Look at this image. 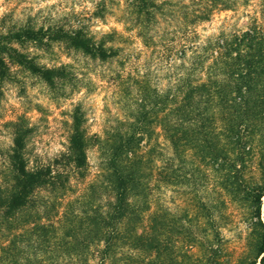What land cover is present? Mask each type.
<instances>
[{
  "label": "trees",
  "instance_id": "trees-1",
  "mask_svg": "<svg viewBox=\"0 0 264 264\" xmlns=\"http://www.w3.org/2000/svg\"><path fill=\"white\" fill-rule=\"evenodd\" d=\"M232 1L176 2L175 44L156 51L165 65L166 85L157 88L145 78L128 77L141 97L129 120H118L113 132L89 135L76 105L65 151L43 163L25 152L31 127L10 122L13 138L7 165L0 168V264H223L221 228L235 215L251 233L256 217L262 231L255 256L246 254L234 264H264V30L253 24L200 39L195 27L215 11L233 8ZM167 4L127 0L130 27L145 46L155 47L150 31ZM262 15L264 22V4ZM106 37L122 39L115 31L97 40L82 26L25 24L0 31V86L9 79V63L36 74L50 88L74 77L70 65L37 64L18 47H47L60 40L91 60L106 62L121 50L108 46ZM156 137L163 142L154 156ZM91 145L100 153L98 170L76 194L73 180L85 179ZM161 174L173 185H186L194 198L195 224L183 229L187 236L180 246L161 245L159 239L152 193Z\"/></svg>",
  "mask_w": 264,
  "mask_h": 264
},
{
  "label": "rangeland",
  "instance_id": "rangeland-1",
  "mask_svg": "<svg viewBox=\"0 0 264 264\" xmlns=\"http://www.w3.org/2000/svg\"><path fill=\"white\" fill-rule=\"evenodd\" d=\"M178 1L166 0L168 4L163 8V17L150 31L149 36L156 43L154 47L145 46L136 29L130 27L127 0H0L1 32L27 24L35 28L58 27L65 30L82 26L97 40L102 34L115 31L122 35L121 41H111L106 37L108 46L112 44L121 49L117 58L106 62L91 60L60 40L49 42L47 47L37 48L32 44L25 45L23 48L26 49L18 47L21 52L34 56L37 64L46 67L70 65L74 77L70 82L61 81L55 88H50L36 74L9 63V79L0 86V168L7 165L13 138L14 128L10 122H17L22 129L31 127V133L25 139V152L30 160L52 163L67 147L70 116L76 105L83 112V126L89 135L101 136L104 132H113L118 120H129V113L141 95L137 85L128 77L139 80L145 78L157 88L166 85L165 65L157 59L156 51L160 52L162 45L175 44L173 32L180 21L176 12ZM233 1L230 10L215 11L209 21L195 26L200 39L217 34L221 29L244 30L253 24L264 30V0ZM153 129L155 134L158 129L155 125ZM153 141L156 143L153 151L155 156L161 151L158 146H161L163 140L156 137ZM162 152L166 155L170 153L168 148ZM99 156L96 146H89L87 175L85 179L73 180L72 189L76 194L86 182L94 178L100 163ZM155 162L161 166L160 161ZM254 178H257L255 164ZM155 185L152 194L158 205L161 245L180 246L181 240L187 236L183 229L189 224H195L194 198L186 185H173L164 180V174L160 175ZM260 219L264 223V195L261 199ZM200 221H203V216L199 217ZM257 221L254 217L252 233L246 227L247 222L238 215L230 224L221 228L224 241L223 264H234L246 254L255 256V246L262 231Z\"/></svg>",
  "mask_w": 264,
  "mask_h": 264
}]
</instances>
